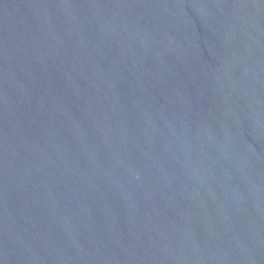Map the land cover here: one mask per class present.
I'll list each match as a JSON object with an SVG mask.
<instances>
[{"label": "water", "instance_id": "1", "mask_svg": "<svg viewBox=\"0 0 264 264\" xmlns=\"http://www.w3.org/2000/svg\"><path fill=\"white\" fill-rule=\"evenodd\" d=\"M0 264H264V0H0Z\"/></svg>", "mask_w": 264, "mask_h": 264}]
</instances>
